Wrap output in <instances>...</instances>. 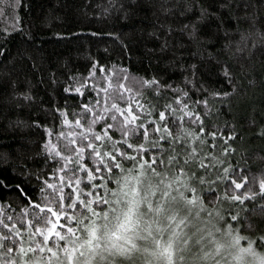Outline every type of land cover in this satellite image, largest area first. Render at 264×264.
Wrapping results in <instances>:
<instances>
[{
    "label": "trees",
    "instance_id": "16d2710c",
    "mask_svg": "<svg viewBox=\"0 0 264 264\" xmlns=\"http://www.w3.org/2000/svg\"><path fill=\"white\" fill-rule=\"evenodd\" d=\"M228 2L231 7L224 6L225 0H180L179 4L177 0H0V182L10 186L0 188V242L13 229L19 241L14 252L8 247L0 253V263L10 264L6 253L15 255L25 244L35 245L37 240L53 246L57 241L68 249L79 247L95 222L104 223L107 231L116 230L110 212L118 206L119 193L133 185L141 192L150 186L160 189L152 207L169 208L174 194L176 201L167 213L173 223L185 219L189 224L216 225L218 237L229 234L239 245L251 244L264 253V0ZM186 4L193 6L192 11L181 15ZM201 9L209 15L197 25L196 42L176 32L169 36L172 47L161 52L162 40L168 35L164 29L179 28L197 19ZM178 42L184 47L177 46ZM93 65L95 78H91ZM100 68L109 76L159 81V89L145 87L137 97L148 110L140 111L136 121L137 125L145 123L148 140L141 129L124 143L115 127L107 128L115 149L108 140L95 142L102 154L106 150L111 153L103 165L87 148L79 163L71 153L70 167L87 171L75 173L79 185L73 182L63 186L65 198L59 205H50L57 212L52 216L45 202L52 200L53 190L46 188V182L60 186L59 177L67 180L74 173L66 176L59 172L63 161L45 145L51 143L61 155L68 154L63 147L67 140L59 135L63 132L76 139L74 147L79 149L81 141L72 134L82 129L65 126L63 114L70 124L81 118L82 123L90 121L92 115L84 113V105H96L107 96L93 87L82 89V95L64 89L70 76L88 85L96 86L97 81L104 85L105 73ZM25 93L31 100L22 98ZM178 94L193 113L200 115L202 124L187 118L178 122L166 110ZM129 103L130 99L127 103L119 101V107L127 108ZM132 111L137 113L135 104ZM160 111L165 112V121H159ZM114 123L101 119L92 125V132L103 136L107 125ZM165 126L171 136L153 131ZM182 131L198 139L189 135L185 144ZM211 132L217 133L215 139ZM162 134L166 138L159 140ZM173 137L178 139L173 141ZM192 149L202 157L211 156L215 166L202 168L198 161L189 162ZM204 163L209 162L204 159ZM88 172L95 179L89 181ZM242 178H247V183L240 190L229 183L231 179L241 182ZM17 185L30 200L20 196ZM241 193L253 199L243 205L230 200V195ZM73 201L75 206L70 207ZM32 204L45 207L44 214L50 219L47 227L32 219L38 214ZM61 207L66 211L60 212ZM232 215L238 219L231 220ZM53 223L59 234L49 241L43 233ZM196 233L198 230H193L187 237L209 239L208 233ZM190 253L200 256L214 251L211 245L202 250L194 243Z\"/></svg>",
    "mask_w": 264,
    "mask_h": 264
},
{
    "label": "rangeland",
    "instance_id": "374dc122",
    "mask_svg": "<svg viewBox=\"0 0 264 264\" xmlns=\"http://www.w3.org/2000/svg\"><path fill=\"white\" fill-rule=\"evenodd\" d=\"M144 185L141 186L145 188ZM159 194L160 189L151 186L142 192L138 185L125 189L118 195V206L110 212L116 230L107 231L109 228L104 223L95 222L79 247L68 249L57 241L53 246L48 241L43 244L37 240L35 245L25 244L15 255L6 253V256L10 264H261L264 261V253L256 251L251 244L241 246L229 234L218 237L216 225L189 224L185 219L173 223L167 213L176 196L171 194L169 208L152 207L153 199ZM53 225L43 233L44 239L50 241L54 234H59ZM193 230L208 233L209 239L187 237ZM194 243L202 250L213 246V255H192Z\"/></svg>",
    "mask_w": 264,
    "mask_h": 264
},
{
    "label": "snow or ice",
    "instance_id": "6c2138e0",
    "mask_svg": "<svg viewBox=\"0 0 264 264\" xmlns=\"http://www.w3.org/2000/svg\"><path fill=\"white\" fill-rule=\"evenodd\" d=\"M180 3V0H177V4ZM225 7H231L232 5L228 2V0H225ZM193 6L191 4H186V7L181 10L180 14L181 15H186L189 12L192 11ZM209 13L201 9L200 10V16L193 20V21H188L187 23L181 25L179 28H172L168 27L165 28L164 31L168 34L165 35L161 46L160 50L161 52H164L168 50L170 47H172V44L169 40V36L179 32L181 36H187V39L195 43L197 39V32L199 31L197 25L199 23H202L207 17ZM155 35V33H153ZM157 39H160L159 36H156ZM177 46L179 47H184V45L180 42H178ZM3 54L2 48H0V55ZM194 67V66H193ZM100 72L105 73L103 79L105 80L104 85H100L99 81H97L96 86L88 85L85 80H77L76 77L70 76L69 81H68V87L64 89L65 92L68 93H76V94H83L82 89L86 87H93L95 91L98 93H104L107 96V99H101L96 101V105H100V108L96 109V105L89 106V105H84V113L91 114L92 119L90 121L85 120L82 123V119H77L75 120L74 124H70L69 120L67 119V114H63L65 118L63 119V124L68 127H75V128H80L82 129L81 132L79 133H73V137H78L79 140L81 141L79 149H77L75 146L76 144V139L72 138L69 139V134L61 132L59 135L67 140V143L63 146L64 150L66 153L65 155H61L59 151L56 150V146L49 143L45 145V148L47 151L51 153H55L56 157H59L60 161H63L61 163L60 169L58 170L59 172H64L65 175L67 176L68 172H73L74 174L71 176H67V180L63 176L59 177L61 184L60 186L54 185L52 183H47L45 184L47 189H52V200L51 201H46L45 206L47 208V213H51L52 216H57V212L53 211L52 207L50 206L53 203H56L59 205V201H62L65 197L63 195V186L65 184H68L69 186L71 183H75L76 185L80 184V180L77 178L75 175L76 172L78 171H87L86 169H83L82 167L79 169H73L70 167V164L72 163V157L70 156L71 153H75V162L79 163V160L81 156L84 153L85 148L89 149V155L94 156L98 163L103 165L105 163V158L110 156L109 151H104L103 154L100 151V146H98L95 142L96 141H101L103 142L104 140H108L111 143V147L115 149V143L111 142V138L107 136V128H113L115 127L121 134L122 141L124 143H127V138L130 136H136L141 129H144L143 136L145 140H148V131L145 128V123L141 121L139 125H137L136 121L140 119V116L138 113L140 111L147 112L148 110L143 107L142 104L139 103V100L137 97L141 95V89L147 87V88H153L155 86V89H159L160 84L159 81L156 80H149V81H132L130 80L127 76H119V75H113L109 76L106 73V70L103 68L99 69ZM95 72H96V66L93 65V70L91 72V78H95ZM225 77L226 79L230 80V74L226 71L225 72ZM123 81H127V83H124ZM79 85V86H77ZM135 89V90H134ZM130 94V95H128ZM183 95H186L184 93ZM219 95V94H217ZM225 96L228 95L227 93L224 94ZM22 98L24 100H31V97L27 95V93L23 94ZM131 100V103H129L127 108H120L119 107V101H125L126 103ZM107 103L108 107H103V105ZM203 103L207 104V101H204ZM132 104H135L137 107V113H134L132 111ZM173 105H176V107H173ZM166 110L175 117V120L178 122H182L187 118L194 124H202V120L200 118V115L198 113H193L191 109L188 106V103L186 100L182 99V97L178 94L177 97L173 100L172 103L168 104L165 106ZM94 109H96L94 111ZM57 111H60L57 109ZM150 114V113H149ZM101 119H106V120H111L115 122L114 124H108L106 129H105V134L103 136L96 134L92 132V125L99 123ZM167 119L165 112L160 111L159 112V121H165ZM19 123V122H18ZM148 123L152 124H157L158 121H148ZM86 127V130H84ZM154 132H162V133H167L168 136H171V133H168V128L165 126L163 129L156 127L153 129ZM203 127L200 129V135H203ZM51 135V133H49ZM181 136L184 137V142L187 144L188 137L189 135L192 136L193 140L198 139V137L195 134H190L187 131H182L180 133ZM209 135L215 139L217 136L216 132H211ZM91 137V139H90ZM166 137L162 134L158 139L163 140ZM178 137H173L172 140H176ZM227 139H232V137H228ZM87 142V143H84ZM149 143H152L153 146L156 145V142L154 141H149ZM171 143V141H170ZM205 142H201L203 144ZM225 143H227V140H225ZM128 147L131 148L132 145L128 144ZM211 147H215V145H212ZM141 149H143V145L141 146ZM225 154H228V150L225 149ZM204 159L208 160V164L204 163ZM199 162V166L202 168H208L209 165L215 166L213 164V158L211 156H204L202 157L199 155L195 149L191 150V153L189 155V162L191 163H196ZM215 163H219V160H216ZM97 172L100 171L99 168L96 169ZM225 173H227V168L223 169ZM89 181L92 179H95V177L92 175L91 172L87 173ZM226 177H220V179H225ZM230 185L235 189V190H240L244 187V185L247 183V178H242L241 182H237L235 179H231L229 181ZM4 187H10V186H5L2 182H0V188ZM261 189L264 190V184H261ZM16 190L20 193V196L24 199H29L28 193L24 191L22 187L19 185L16 186ZM56 193H60L59 196L56 195ZM69 200H71V195L67 197ZM230 200L233 203H239L240 205H243L245 200H250L253 199L252 195H247L245 196L243 193L239 195H230ZM83 203V201H81ZM33 208L38 210V214L33 215L32 219L37 223L40 224L42 227H47L48 224L50 223L49 216L44 214L45 213V207H41L38 204H32L31 205ZM75 206V201L72 202L70 207ZM60 212L66 211L64 208H59ZM9 220L12 219V217H8ZM238 217L236 215L231 216V220L235 221L237 220ZM23 226V225H22ZM56 226L53 225V228ZM13 231H8L5 234V238L2 242H0V253H3L6 251L8 247L11 248V250L14 252V249L16 248V245L19 243V241L16 239V237L13 235ZM36 231H40V229H37ZM261 264H264V261H261Z\"/></svg>",
    "mask_w": 264,
    "mask_h": 264
}]
</instances>
